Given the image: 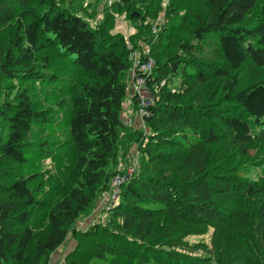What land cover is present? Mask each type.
<instances>
[{"label": "trees", "instance_id": "16d2710c", "mask_svg": "<svg viewBox=\"0 0 264 264\" xmlns=\"http://www.w3.org/2000/svg\"><path fill=\"white\" fill-rule=\"evenodd\" d=\"M157 2L118 0L95 26L58 0H0V264H51L70 238L78 247L63 264H264V176L245 173L264 165V0H172L178 20L168 42L189 19L195 25L169 57L152 54L159 65L143 84L153 94L143 131L122 117L132 62L107 26L118 5L138 26L131 12ZM47 50L76 74L57 101L72 159L71 184L58 193L31 170L37 152L51 148L34 141L49 108L32 83L47 89L64 79L49 68ZM132 99L137 111L141 99ZM121 155L133 175L105 205L109 221L87 235L77 223L112 194L116 174L126 175L117 170ZM209 230V245L189 242Z\"/></svg>", "mask_w": 264, "mask_h": 264}, {"label": "rangeland", "instance_id": "374dc122", "mask_svg": "<svg viewBox=\"0 0 264 264\" xmlns=\"http://www.w3.org/2000/svg\"><path fill=\"white\" fill-rule=\"evenodd\" d=\"M58 1L63 6L69 7L71 10L82 11V14L86 15L95 26L96 24H101L103 18L107 16L106 13L109 14V9L111 8V6L114 3L118 2V0ZM197 1L198 0H178V2H181V4L185 6H193L197 4ZM171 3L172 0H159V3H150V5L148 6L138 5V9L134 10L131 13L136 16L137 20H141L139 21L141 23V25H138L139 27L134 23L133 20H131L129 16L130 13L126 12L123 7L118 5L116 10L114 12L112 11L113 21L110 25L107 26V29L110 31L115 40L117 38L122 39L123 44H126L129 51V60L132 62L131 68L126 73V80L128 82V89L130 92L122 117L126 125L133 126L136 129H142L143 131L147 130V126L143 118L140 116L138 109L137 111L135 110V105L132 99V97L139 98L141 96L136 94V87L139 86L138 80L140 78L146 80V75L152 74L153 69L159 65V63L156 61V58H154L152 54H156L157 52L162 51L161 55L166 54L167 57H169L176 51L177 44L180 41L190 38L188 27L195 25V20L192 18L189 19L186 28L175 32L173 41L168 42L166 38V30L175 25V20H178V18L175 17L174 19L172 17L170 8ZM196 11H199V9L196 7L191 10L192 14ZM185 12H189V9H187L186 11H182L181 14H185ZM134 38L137 44L134 43ZM157 42H159V44L154 45ZM168 46H170L169 49ZM44 52V54L50 55L51 65L49 66V68L52 69V72L53 70H55L57 74H60L61 78L63 77L64 79L63 82L61 81V84L50 86L47 89H44L43 85L39 82L32 83L37 97L42 100V104L45 105V107L49 108V122L36 125V127L34 128V141L51 142V148H49L48 146L47 150L43 153L37 152L36 156L33 157V160L35 162L31 166V170H34L35 172L39 170V172L43 174L44 180H47V183H45L46 187L53 189L56 188L55 192L58 193L60 192L61 188H65L66 186L69 187V185L71 184V178L69 179L68 168L72 159L67 145L63 144V142H65L67 138L66 128L65 126H63V122L65 121L66 117L64 111L66 110V107H58L57 101L58 99L68 98L66 97L67 89L74 83L76 74L72 69L67 67V64L64 61L55 57L52 50H47ZM148 55L153 57V66L150 70H144L142 66L146 65L147 62H144L143 58L144 56ZM66 70L68 71V73L64 74ZM140 73L142 75L139 76ZM0 81L2 80L0 79ZM179 81L180 80L178 78L175 79L174 83L172 84L174 88H178ZM2 88H4L5 90L7 89L4 83H2ZM140 93L142 94V97L145 101H153V94L145 85L140 87ZM46 96L49 98L51 97L52 99L54 97L55 101H50V99ZM2 125L5 126V123L0 122V134L2 130H6V127H2ZM135 149L137 148L133 145L129 148L128 152H134L132 161L133 165H135L136 169H138L139 157L137 152L135 153ZM47 155L48 158H44ZM117 168V170L120 172L129 174L130 176L133 175V173L131 172L132 165L130 161L128 163L126 162V156H120L119 165ZM17 170L19 171V173L22 172V170ZM245 173L250 179L258 180L264 176V165L248 166L245 168ZM111 198L112 194H110V192H104L100 196L98 201L93 205V207L81 217V219L77 223V228L83 232H86V234L88 235L90 234L92 228L94 226L96 227L97 223L100 224V226H104L109 221L110 216L108 210L109 207H105V205L108 204V201ZM98 229L101 230V228ZM211 233V230H209V232L205 235L191 236L188 238V240L190 243L202 242L209 245L211 242ZM81 238H89L90 240V238L92 237L87 236ZM77 247L78 240L76 238H70L65 243V245L53 255L51 264H63V262L66 260V257L70 253L74 252ZM83 249L85 251L81 254V258L88 257L91 254L93 246H84ZM198 255L201 256L202 252H199ZM214 261L215 260H213L209 264H216V262Z\"/></svg>", "mask_w": 264, "mask_h": 264}, {"label": "built area", "instance_id": "2783aa9c", "mask_svg": "<svg viewBox=\"0 0 264 264\" xmlns=\"http://www.w3.org/2000/svg\"><path fill=\"white\" fill-rule=\"evenodd\" d=\"M153 66V60L149 59L146 63V65H143V69L144 70H150ZM139 82V86L136 87V94L137 95H141L140 96V103H139V107H138V112L140 113V116L143 118V116L146 114V105H148V101H145L142 97V94L140 93V87L143 86V84L145 83V80L143 78H140L138 80ZM135 170V167L131 168V172L133 173ZM130 178L129 174L126 175H122V174H116L112 180V195L115 197V195L119 192V189L121 187L122 184H124L128 179Z\"/></svg>", "mask_w": 264, "mask_h": 264}]
</instances>
